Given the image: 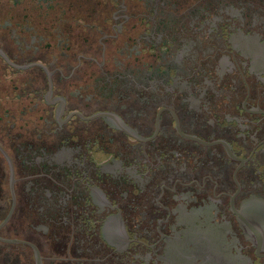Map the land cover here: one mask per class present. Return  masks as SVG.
<instances>
[{"label": "flooded vegetation", "instance_id": "1", "mask_svg": "<svg viewBox=\"0 0 264 264\" xmlns=\"http://www.w3.org/2000/svg\"><path fill=\"white\" fill-rule=\"evenodd\" d=\"M0 264H264V0H0Z\"/></svg>", "mask_w": 264, "mask_h": 264}]
</instances>
